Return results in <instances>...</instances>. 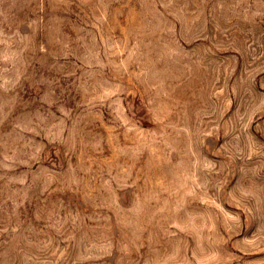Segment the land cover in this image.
Segmentation results:
<instances>
[{"label": "rangeland", "instance_id": "1", "mask_svg": "<svg viewBox=\"0 0 264 264\" xmlns=\"http://www.w3.org/2000/svg\"><path fill=\"white\" fill-rule=\"evenodd\" d=\"M0 264H264V0H0Z\"/></svg>", "mask_w": 264, "mask_h": 264}]
</instances>
